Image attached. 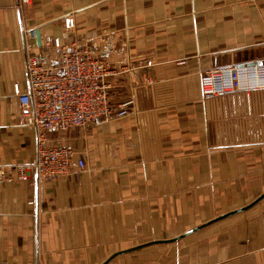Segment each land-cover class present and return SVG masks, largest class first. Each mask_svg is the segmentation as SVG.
I'll return each instance as SVG.
<instances>
[{"label":"crops","instance_id":"0c3cea01","mask_svg":"<svg viewBox=\"0 0 264 264\" xmlns=\"http://www.w3.org/2000/svg\"><path fill=\"white\" fill-rule=\"evenodd\" d=\"M17 3L0 0V168L35 155L13 92L28 88L25 29L40 42L63 37L72 14L71 38L112 44V106L133 103L48 133L84 168L43 181L32 171L26 181L0 177V264H264V196L253 203L264 193V89L200 90L206 69L264 58V0ZM140 59L153 65L136 68Z\"/></svg>","mask_w":264,"mask_h":264},{"label":"built area","instance_id":"2783aa9c","mask_svg":"<svg viewBox=\"0 0 264 264\" xmlns=\"http://www.w3.org/2000/svg\"><path fill=\"white\" fill-rule=\"evenodd\" d=\"M30 0H18L17 6L29 4ZM63 37L46 35L41 38L43 47L55 52L58 63H47L33 52L30 41L36 38L35 30L22 33L25 55V72L28 88L21 92L14 84L13 92L20 104L19 126L33 128L35 132V155L30 163H16L0 168V177L11 180L14 175L22 181L34 172L40 181L52 180L68 174L73 167L84 168L82 158L75 159V150L63 144H51L49 132H67L84 128L98 120H108L128 111L132 99L112 106L107 78L113 66L110 41L103 46L91 36H69L75 27L72 14L63 18ZM129 55L128 50L123 55ZM138 67L153 65L150 59L137 61ZM264 89V58L258 62L240 63L206 69L200 76L203 97H222L233 91Z\"/></svg>","mask_w":264,"mask_h":264},{"label":"water","instance_id":"95a60500","mask_svg":"<svg viewBox=\"0 0 264 264\" xmlns=\"http://www.w3.org/2000/svg\"><path fill=\"white\" fill-rule=\"evenodd\" d=\"M36 40H37V43L40 45V44H41V42H40V34H39L38 31L36 32ZM263 196H264V193L261 194L256 200H254L253 203H255L256 201H258V200H259L260 198H262ZM241 209H244V208H241ZM230 213H232V212H229V213L223 214V215L220 216L219 218H221V217H223V216H226V215H228V214H230ZM217 219H218V218H217ZM195 229H197V228H195ZM195 229H192V230H190V231H188V232H186V233H184V234H182V235H180V236H178V237H175V238L172 239V240H178L180 237H182V236L188 234L189 232H191V231H193V230H195Z\"/></svg>","mask_w":264,"mask_h":264},{"label":"rangeland","instance_id":"374dc122","mask_svg":"<svg viewBox=\"0 0 264 264\" xmlns=\"http://www.w3.org/2000/svg\"><path fill=\"white\" fill-rule=\"evenodd\" d=\"M80 129H82V128H80Z\"/></svg>","mask_w":264,"mask_h":264}]
</instances>
